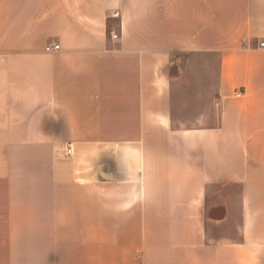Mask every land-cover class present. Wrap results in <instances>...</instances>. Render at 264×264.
Masks as SVG:
<instances>
[{"label":"crops","instance_id":"0c3cea01","mask_svg":"<svg viewBox=\"0 0 264 264\" xmlns=\"http://www.w3.org/2000/svg\"><path fill=\"white\" fill-rule=\"evenodd\" d=\"M0 264H264V0H0Z\"/></svg>","mask_w":264,"mask_h":264},{"label":"rangeland","instance_id":"374dc122","mask_svg":"<svg viewBox=\"0 0 264 264\" xmlns=\"http://www.w3.org/2000/svg\"><path fill=\"white\" fill-rule=\"evenodd\" d=\"M183 57H184L185 60L187 59V55L186 56L184 55ZM194 59L195 60H199L200 58L196 56ZM192 80H193V77L191 79V84L193 82ZM196 82L197 83L195 85L203 86V84H202L203 82L202 81H196ZM198 95H201V98H199V97L197 98L196 106H197V108H203L204 109L205 102H206V98H204L205 93H198ZM181 107H182L181 108L182 109V114L180 115V117L183 120V122H186L191 117L190 110H192V109H190V106L188 105V103L182 104Z\"/></svg>","mask_w":264,"mask_h":264},{"label":"built area","instance_id":"2783aa9c","mask_svg":"<svg viewBox=\"0 0 264 264\" xmlns=\"http://www.w3.org/2000/svg\"><path fill=\"white\" fill-rule=\"evenodd\" d=\"M111 34H112L113 37H116V35H117L116 32H112ZM46 48L49 49V46H47ZM238 95H239V93H238ZM66 153L67 154L71 153V148L70 147L66 148Z\"/></svg>","mask_w":264,"mask_h":264}]
</instances>
